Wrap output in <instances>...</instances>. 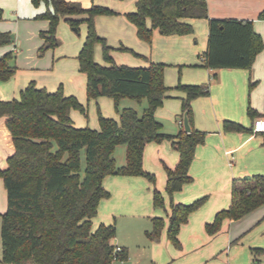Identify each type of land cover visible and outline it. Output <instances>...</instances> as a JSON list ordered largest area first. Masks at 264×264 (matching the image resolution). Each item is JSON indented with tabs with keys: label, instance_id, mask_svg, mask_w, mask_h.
Masks as SVG:
<instances>
[{
	"label": "trees",
	"instance_id": "trees-1",
	"mask_svg": "<svg viewBox=\"0 0 264 264\" xmlns=\"http://www.w3.org/2000/svg\"><path fill=\"white\" fill-rule=\"evenodd\" d=\"M38 5L41 0H32ZM52 5L37 17L49 20L42 32L45 43L41 49L55 46V34L61 16L76 29L82 22L87 33L77 55L79 69L87 76L89 98L112 97L119 118L98 111L99 128L78 126L72 110L87 113L86 105L75 94H67L62 87L50 90L30 81L19 97L0 99V117L12 136L14 152L8 165L0 170L7 190V210L2 213L1 238L3 252L0 264H115L129 256L128 248L113 243L117 235L115 223H101L93 228L103 198L111 195L105 187L107 175H143L154 184V205L165 207L163 192L156 186V174L144 167V155L151 141H173L180 153L174 167L165 164L166 189L172 197L175 191L193 180L190 167L197 146L205 142L206 131L194 126L192 102L210 93V83L179 82L175 88L185 92L180 117L187 112L192 130L177 134L165 132L156 115L171 86L165 81L164 62L150 61L148 65L118 63L106 38L97 31L99 14H117L107 5L93 3L85 7L76 0H45ZM0 9V18L2 13ZM125 15L137 28L139 37L151 42L153 30L164 34H187L194 31L187 17L209 18V37L204 64L210 68H251L264 39L257 32L252 19L210 17L207 0H137L136 9ZM264 18V10L260 14ZM150 19L151 23H148ZM13 42L11 32L0 31V48ZM100 42L106 63L95 58V46ZM123 50H133L125 45ZM138 55L142 54L136 52ZM16 55L7 51L0 56V77L8 78L17 69ZM256 82L250 81V89ZM125 97L147 99L148 105L140 112L132 106L120 107ZM252 118L264 114L249 106ZM227 131H251L253 128L232 119L224 120ZM119 144H126V162L119 165L114 152ZM207 196L190 203L171 201L168 236L176 244L181 225L189 220ZM264 204V173L235 177L232 201L220 210L215 219L207 222L209 232L218 231L225 218L240 219ZM153 228L148 234L159 239L165 225L164 216L153 217Z\"/></svg>",
	"mask_w": 264,
	"mask_h": 264
},
{
	"label": "crops",
	"instance_id": "crops-1",
	"mask_svg": "<svg viewBox=\"0 0 264 264\" xmlns=\"http://www.w3.org/2000/svg\"><path fill=\"white\" fill-rule=\"evenodd\" d=\"M81 1L87 5L85 0ZM130 1L125 4L127 7L121 8L120 13L112 16L107 22H109V27L113 28L111 31L117 34V37L113 39L114 44H123L143 56L134 51L125 50L123 54L113 53L114 59L120 63L122 62L120 60L125 58L123 62L136 64L135 66L148 65L150 61L167 64L165 81L173 88L170 90L171 96L164 99L163 104L157 109L156 115L159 120L167 118L171 121L167 126L161 120L163 130L168 133L177 134L184 130L180 114L182 97L185 92L175 86L180 81L193 84L210 83V93L196 97L192 102L194 126L207 133L205 142L197 146L195 158L190 167L193 180L186 183L181 190L175 191L172 197L166 189L165 164L174 167L179 161L180 153L170 139H165L160 143L151 141L147 144L144 167L156 174V186L164 194L165 207L154 205L155 184L146 176L107 175L104 185L111 195L101 200L98 214L93 218V228L96 229L101 223H115L117 235L113 239V243L127 247L130 241L121 237L120 216L133 215L140 219H146L140 231L148 237L147 242L143 244L150 251L148 264H242L239 255L243 250L238 244L234 245L233 243L237 241V234L243 226L240 229H234V226L239 227L238 223L241 219L251 220L249 223L251 224L264 213V204L240 219L225 218L221 228L214 233L207 230L206 224L213 221L220 210L230 206L232 184L235 177L264 173V131L254 130V121L259 116L252 118L249 114L250 105L264 114V48L258 53L251 68L207 67L204 64V54L209 37V18H185L194 26V31L187 34H164L159 28H155L153 39L148 42L139 37L136 25L125 15V12L136 9L135 0ZM207 4L210 17L252 19L255 30L261 33L264 39V18L260 17L264 10V0H207ZM0 9L2 8L0 7ZM39 13L36 14V17ZM104 19L101 15L96 17L97 29L100 35L108 36V33H101L104 32L101 31V27L106 26ZM37 23L40 24L34 30V41L28 50L38 48L41 52L45 43V37L41 32L48 29L49 20ZM148 23H151L150 19H148ZM39 30L41 37L37 36ZM12 34H14L13 42L0 48V56L7 51H13L16 55L13 62L17 65V58H22V56L26 58L28 50L23 38L15 33ZM99 59L98 55L96 60L99 61ZM16 70H18V65ZM21 73L20 70L17 71L10 83L0 81V99L19 97L18 92H21L30 81L34 80L32 79L35 77L34 75V77H30V75ZM82 80L84 82L85 77ZM251 80L256 82L252 89H250ZM56 89L50 88V90ZM69 92L76 91L69 90ZM78 96L79 100L83 102L82 93H79ZM92 101L95 109L100 106L103 111L106 107V116L119 118V113H115L111 104V97L100 96L92 98ZM71 113L76 124L81 126L87 124L86 121L77 119L74 109ZM225 119L239 121L253 130L227 131L224 129ZM5 121V116L0 117V170L8 165V157L14 152L12 136ZM92 126L99 128V121L94 120ZM203 196H207V200L192 211L189 220L181 225L178 233L180 244L176 245L168 236L169 215L172 210L171 201L190 203ZM7 205V190L4 178L0 175V256L3 252L2 213L7 210ZM252 215L255 216L252 217ZM154 216H164L165 218V225L159 239H154L148 234L153 228L152 219ZM133 227L128 226L130 233L133 229H135L134 232L138 229ZM248 259H252L250 253H248Z\"/></svg>",
	"mask_w": 264,
	"mask_h": 264
},
{
	"label": "rangeland",
	"instance_id": "rangeland-1",
	"mask_svg": "<svg viewBox=\"0 0 264 264\" xmlns=\"http://www.w3.org/2000/svg\"><path fill=\"white\" fill-rule=\"evenodd\" d=\"M76 1H80L82 3L81 0ZM85 1L87 5L82 3L84 6H91L93 3H98L113 7V9L117 10L119 13L121 8L127 7L125 4L131 2L130 0ZM0 7L2 8L0 31H9L11 32V34L15 33L16 35L22 37L24 44L27 45V50L34 41V30L40 24L37 22H41L43 20L47 21V19L36 17V14L41 11H45L48 8L52 9V5L50 3H47L45 0H41L38 5L34 4L32 0H0ZM117 14H99L102 16V18H105L104 20H106V26L101 27V31L104 32L101 33H108V36L105 34L101 35L104 36L107 42L113 46L111 50L112 55L113 53H116L117 55H119L120 53L123 54V52L125 51L120 48L122 44L113 43V39L117 37V34L111 31L113 30V28H110L109 22H107L112 18V16H115ZM86 33L87 25L85 22H82L79 25V29H76L65 19L64 16H61L55 31L57 37L56 45L41 49V52H39L38 48H36L35 50H28V52L26 53V58H23V56L22 58H17L18 70H16L13 75L6 79L0 77V81L10 83L17 74V71L20 70V73L23 72L21 73L23 75H30V77L35 76L36 78L34 77L32 79H34L37 85H42L49 89H58L59 87H62L65 92L73 93L77 96L79 93H82L84 97L83 103L86 105L87 113H83L80 109L76 108H74V110L76 111L77 119H80L84 122L86 121L87 124L85 125L92 126L94 120L99 121L98 111L101 110V108L100 106L99 108L97 106V109H95V105L93 106L92 98L88 97L86 75L79 69L78 60L76 58V54L82 47V43L84 41ZM37 36L41 37L40 30L39 32H37ZM97 46L99 47L97 48ZM98 55L100 58L99 61L102 63H106L103 56L102 43L100 42H98L95 46L96 58ZM122 59L120 60L122 61L120 63H126L123 62L125 58ZM84 77L85 81L83 82L82 78ZM69 90L76 92H69ZM18 93L20 94V91ZM111 101L115 113H118L115 108L114 99L112 97ZM147 105L148 102L146 98L137 100L133 97H125L120 103V107L132 106L137 108L140 112H143ZM103 111L102 113L105 114L106 107H104ZM161 120L167 126L169 123H171V121H169L167 118H162ZM126 151V144H119L116 147L114 156L116 157L119 165H122L126 162ZM253 216L255 215H252V217ZM250 221L251 220L248 219H241L239 221L240 223H238L239 227L234 226V229H240V227L242 226L243 228L238 232L237 241H235L233 244H238V246L242 248L241 250H243L239 255L241 257L240 261H242V264H264V213L256 218L251 224H249ZM119 222L121 225V237L125 240L130 241V243L127 245L129 249V256L126 259L117 260L115 264H148L150 262V251L148 247L145 248L143 246V244L147 242L148 237L144 232L140 231V228L145 224L146 219H140L133 215H121L119 218ZM128 226H134L138 229L136 232H134L135 229H133L134 231L132 230L130 233V231H128ZM248 253H250V255L252 256L251 260L248 259Z\"/></svg>",
	"mask_w": 264,
	"mask_h": 264
},
{
	"label": "built area",
	"instance_id": "built-area-1",
	"mask_svg": "<svg viewBox=\"0 0 264 264\" xmlns=\"http://www.w3.org/2000/svg\"><path fill=\"white\" fill-rule=\"evenodd\" d=\"M254 130L255 131H264V117H257L254 121ZM121 246H117L116 250H120Z\"/></svg>",
	"mask_w": 264,
	"mask_h": 264
},
{
	"label": "water",
	"instance_id": "water-1",
	"mask_svg": "<svg viewBox=\"0 0 264 264\" xmlns=\"http://www.w3.org/2000/svg\"><path fill=\"white\" fill-rule=\"evenodd\" d=\"M12 36H14V34H12ZM183 126H184V130L187 132H190L192 130V126L190 124L187 112H185L183 117Z\"/></svg>",
	"mask_w": 264,
	"mask_h": 264
}]
</instances>
